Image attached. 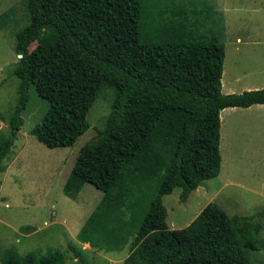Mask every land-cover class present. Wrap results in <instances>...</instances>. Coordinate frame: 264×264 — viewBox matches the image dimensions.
Listing matches in <instances>:
<instances>
[{
  "label": "trees",
  "instance_id": "1",
  "mask_svg": "<svg viewBox=\"0 0 264 264\" xmlns=\"http://www.w3.org/2000/svg\"><path fill=\"white\" fill-rule=\"evenodd\" d=\"M145 7L152 8L146 16ZM156 7L145 0H54L51 29L42 35L41 0H26L28 21L16 34L13 68L18 98L7 118L10 132L0 135V173L23 124L29 86L49 103L31 134L51 149L73 146L90 126L87 114L98 90L114 87L111 110L96 136L80 148L65 193L84 183L109 192L128 165L144 168L145 154L164 155L167 161L157 184L144 174L143 199L122 234L118 230L96 240L119 251L134 231L122 264H260L252 256L259 250L261 213L229 216L211 202L186 227L167 225L164 195L181 188L185 201L219 174L221 110L264 104V89L222 93L221 37L183 42L185 33H165L163 25L152 36L150 21L161 14ZM135 175L125 185L131 193L130 185L140 184ZM65 263L58 249L24 255L7 250L0 256V264Z\"/></svg>",
  "mask_w": 264,
  "mask_h": 264
},
{
  "label": "rangeland",
  "instance_id": "2",
  "mask_svg": "<svg viewBox=\"0 0 264 264\" xmlns=\"http://www.w3.org/2000/svg\"><path fill=\"white\" fill-rule=\"evenodd\" d=\"M157 6L160 16L150 28L163 27L165 33H185L183 42L208 41L217 33L225 45L222 93L264 89V0H145ZM42 35L52 26L54 0H41ZM152 8H142L146 16ZM26 0H0V135L10 132L7 118L17 103L18 78L13 68L18 59L16 34L28 21ZM165 23V25H164ZM140 25V40L145 41ZM160 34V33H159ZM209 34V35H208ZM151 37V36H150ZM212 37V36H211ZM147 39V38H146ZM150 41V40H149ZM36 42L29 45L31 50ZM87 114L88 130L71 147L48 148L31 134L41 122L49 103L34 86L22 112L23 124L16 134L0 173V256L7 250L24 255L48 249L63 251L65 264H122L135 232L131 231L119 251L96 240L99 236L121 234L133 220L143 199L144 174L158 183L167 156L143 158L142 170L128 165L122 178L109 192L89 183L66 194L80 148L102 128L111 110L116 91L104 85ZM264 105L228 107L220 112L219 174L205 180L180 200L181 188L162 197L170 229L186 227L209 203H216L229 216L261 213L259 250L252 259L264 264ZM166 158V160H165ZM137 164H141L139 161ZM133 174L138 187H125ZM108 224V226H102Z\"/></svg>",
  "mask_w": 264,
  "mask_h": 264
},
{
  "label": "crops",
  "instance_id": "3",
  "mask_svg": "<svg viewBox=\"0 0 264 264\" xmlns=\"http://www.w3.org/2000/svg\"><path fill=\"white\" fill-rule=\"evenodd\" d=\"M257 105H259V104H257ZM264 105V104H263ZM253 106V105H252ZM264 111V110H263Z\"/></svg>",
  "mask_w": 264,
  "mask_h": 264
}]
</instances>
